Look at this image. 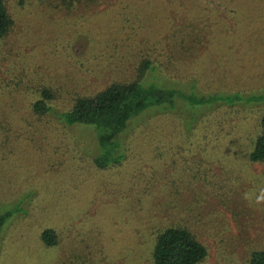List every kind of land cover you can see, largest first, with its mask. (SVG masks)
Returning a JSON list of instances; mask_svg holds the SVG:
<instances>
[{
  "label": "rangeland",
  "instance_id": "rangeland-1",
  "mask_svg": "<svg viewBox=\"0 0 264 264\" xmlns=\"http://www.w3.org/2000/svg\"><path fill=\"white\" fill-rule=\"evenodd\" d=\"M175 1L67 10L62 0H6L13 25L0 41V210L16 211L0 229V264H151L167 227L206 247L199 264H248L264 249V162L247 159L264 104L205 111L190 131L181 115L146 112L125 132V159L106 170L92 162L93 128L32 109L50 88L49 106L64 111L78 95L137 79L146 60L167 79L192 87L196 78L198 93L264 91V0H200L205 11L189 26L215 16L217 30L201 31L215 43L199 62L179 59L166 35L158 40L187 26L188 11L173 10L178 19L164 11ZM45 229L54 245L41 241Z\"/></svg>",
  "mask_w": 264,
  "mask_h": 264
},
{
  "label": "trees",
  "instance_id": "trees-1",
  "mask_svg": "<svg viewBox=\"0 0 264 264\" xmlns=\"http://www.w3.org/2000/svg\"><path fill=\"white\" fill-rule=\"evenodd\" d=\"M104 1L106 0H62L60 5L68 7L67 10L70 8L78 10L80 4L97 6ZM199 3L200 0H177L172 8L169 4L164 7L165 13L173 12L177 19L180 14L173 10L188 11L187 26L181 31L179 37H172L174 33L170 32V29L162 31L158 37L160 43L167 37L172 39L171 42L169 39L170 47L168 48L179 59L189 58L192 61L194 58L193 62H199L200 57L207 56L210 45L215 43L213 36L206 37L202 34L206 30L210 33L217 30L214 25L217 20L215 16L210 17L209 25L202 24L204 21H200L199 26L188 24L190 15H199L205 11L198 8ZM228 12L231 10L228 9ZM196 17L193 16L191 22H195ZM12 25L13 21L6 7V0H0V41L8 34ZM223 26H226V23H223ZM164 35L166 39H162ZM151 66L146 60L139 65L137 79L128 83L111 82L93 94L74 97L68 109L64 111H58L49 106L55 97V91L45 88L41 91L40 98L33 103L32 109L36 114H52L65 127L93 128L99 150L92 162L98 170H106L120 165L125 159L127 150L125 132L130 126L136 128L140 124V118L146 112L181 115L179 119H181L182 127L190 131L197 124L200 114L205 111L207 112L201 116L220 108L235 112L239 109L240 111L248 109L252 105L264 104V91L244 92L226 89L198 93L196 78L191 80V87V83H180L159 75L157 66ZM148 78H152V82L147 83ZM185 114L189 116V119L185 117ZM197 114L198 117H196ZM258 126L259 132L253 138L247 153V159L251 163L264 162V113L261 115ZM15 211V209L0 210V229ZM55 237V232L51 229L41 232V241L45 245H54ZM206 256V247L187 229L167 227L156 237L151 264H199ZM248 264H264V249L253 251Z\"/></svg>",
  "mask_w": 264,
  "mask_h": 264
}]
</instances>
